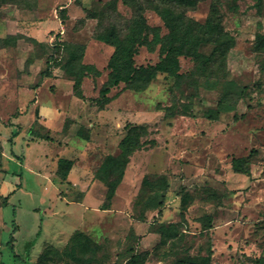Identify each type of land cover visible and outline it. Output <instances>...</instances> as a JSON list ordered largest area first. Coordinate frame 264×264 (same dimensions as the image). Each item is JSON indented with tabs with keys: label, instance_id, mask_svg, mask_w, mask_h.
Returning a JSON list of instances; mask_svg holds the SVG:
<instances>
[{
	"label": "rangeland",
	"instance_id": "rangeland-1",
	"mask_svg": "<svg viewBox=\"0 0 264 264\" xmlns=\"http://www.w3.org/2000/svg\"><path fill=\"white\" fill-rule=\"evenodd\" d=\"M153 1L0 0V264H126L145 252L143 264H193L209 252L212 264L264 260V0L181 7L224 37L202 40L203 58L178 57L176 76L159 72L140 91L112 87L100 106L114 48L97 35L123 36L143 17L164 36ZM76 47L92 67L82 98L65 73ZM160 57L153 42L134 62L154 66ZM203 66L216 71L202 75ZM127 134L136 141L110 195L122 161L106 166L105 179L101 167L120 157ZM60 158L71 161L65 180ZM234 158H246L248 174L233 170ZM169 224L178 236L160 245ZM78 231L95 247L90 261L65 255Z\"/></svg>",
	"mask_w": 264,
	"mask_h": 264
},
{
	"label": "trees",
	"instance_id": "trees-1",
	"mask_svg": "<svg viewBox=\"0 0 264 264\" xmlns=\"http://www.w3.org/2000/svg\"><path fill=\"white\" fill-rule=\"evenodd\" d=\"M198 0H155L151 2L150 7L161 18L164 25L168 29V33L158 38L156 27L149 26L143 17H139L137 20L130 23L128 31L123 35H119L113 30L104 31L97 35V39L112 46L114 51L108 61L107 67L109 69L108 79L106 83L101 87L99 94L101 101L100 106L107 104L110 100L108 93L112 87L118 86L120 83H124L127 89L140 91L145 89L149 83L155 78L159 72L167 73L171 76L177 75L178 57L182 55L191 56L195 59L203 58L197 53L198 45L208 38L215 36L216 40L224 37V34L218 30L217 26L211 23V19H207L204 25H201L192 20H188L184 14L180 11L181 7H193ZM153 34L155 39L149 40V35ZM203 36V37H202ZM154 40V41H153ZM160 44V61L154 66H137L134 62V56L137 50L141 46H146L151 43ZM83 55V48L76 47L72 58L65 65V73L73 79V90L75 94L82 98L80 85L82 79L88 75L92 70V67L81 62ZM53 60V56H48V61ZM209 66H203L199 68L202 75L210 76L214 73V70H210ZM42 77H49L51 75L50 70H44L40 72ZM207 78V77H206ZM211 80L206 79V83ZM210 119H215L216 116L213 113L207 114ZM40 138L49 140L46 135ZM136 138L127 134L120 142V157L108 156L104 165L101 167L102 173L101 179H105V174L108 168L106 166L111 163H120L122 166L118 168L117 177L111 180L109 194L112 195L116 186L120 183L123 176V163L126 161L127 156L130 154ZM12 155L22 163V156L12 152ZM247 163L246 158H234L232 160V168L235 172H241L244 174L249 173V169L245 166ZM121 165V164H120ZM71 167V161L65 158H60L58 161L57 173L61 179L65 180L68 176V172ZM104 175V176H103ZM146 183V182H145ZM160 187L163 191L167 190V183L164 178L160 180ZM151 199V198H150ZM147 197L146 205L151 200ZM158 205L162 207L164 205V196H162L158 202ZM160 214V210H159ZM177 224H169L165 230L160 232V245H165L168 240L175 239L178 236L176 230ZM10 243V242H9ZM35 241H30L26 244V248L29 249L34 245ZM11 245V244H10ZM158 247V246H157ZM13 250V245H11ZM95 247L92 244V240L84 233L78 231L70 238L69 245L65 251L66 257L77 262H87L91 260V257L85 258V255L90 252L94 253ZM148 252L143 254H136L129 258L126 264H143L147 258ZM209 252L206 256L198 258H192L193 264H212L210 261ZM14 257L19 259V255L14 254ZM260 264H264V260H258ZM20 264H25L22 261Z\"/></svg>",
	"mask_w": 264,
	"mask_h": 264
}]
</instances>
